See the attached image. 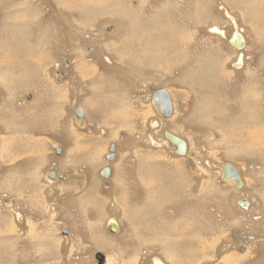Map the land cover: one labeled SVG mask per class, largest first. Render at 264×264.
Segmentation results:
<instances>
[{"label": "rangeland", "instance_id": "rangeland-1", "mask_svg": "<svg viewBox=\"0 0 264 264\" xmlns=\"http://www.w3.org/2000/svg\"><path fill=\"white\" fill-rule=\"evenodd\" d=\"M236 1L0 0V264H264V0Z\"/></svg>", "mask_w": 264, "mask_h": 264}, {"label": "water", "instance_id": "water-1", "mask_svg": "<svg viewBox=\"0 0 264 264\" xmlns=\"http://www.w3.org/2000/svg\"><path fill=\"white\" fill-rule=\"evenodd\" d=\"M243 43L244 42V38L242 37L241 34L239 33H235L232 36L231 39V43ZM61 81V79L59 80ZM151 104L153 107H155L156 109H158L159 113L161 114V116L163 118H168L171 116L172 114V105H171V101L169 98L168 93L165 90H158L155 91L152 95V99H151ZM74 116L76 119V123H78L79 126L83 125V117H84V113L81 109H76L74 111ZM165 137L168 141H170L176 148V154L180 155V156H184L186 153V145L184 143V141H182L181 139L175 137L172 134L169 133H165ZM54 150L56 151L57 155H60V150L57 149V147H54ZM111 152H113V147L111 148ZM113 158V155H110V157H108V161H111ZM236 170L234 168H226L223 172H224V176H226L227 172H232ZM109 176V169L105 168L102 172H101V177L103 179H106ZM48 179L50 181H55L57 179L56 174L54 172H51L48 174ZM65 177L64 176H60L59 179L63 180ZM234 179L237 183H239V176L236 172V175L234 176ZM240 184V183H239ZM245 206V204H244ZM114 228V223H111L109 229L111 232H114L115 230ZM66 234V233H65Z\"/></svg>", "mask_w": 264, "mask_h": 264}, {"label": "bare ground", "instance_id": "bare-ground-1", "mask_svg": "<svg viewBox=\"0 0 264 264\" xmlns=\"http://www.w3.org/2000/svg\"><path fill=\"white\" fill-rule=\"evenodd\" d=\"M236 1V0H235ZM240 2L241 0H237L236 2ZM250 5H251V3H250ZM251 10V9H250ZM84 14V13H83ZM160 16V15H159ZM159 16H157L156 17V19H155V21H157V19L159 20ZM164 16V18H167V15H162V17ZM256 16V15H255ZM164 22V21H163ZM163 22H161V23H163ZM167 23V21H165L163 24H166ZM29 28V27H28ZM27 28V29H28ZM30 29H31V27H30ZM212 31V30H211ZM214 31H218L217 29H215ZM220 33V32H219ZM165 34V33H164ZM15 35V34H14ZM13 35V36H14ZM12 36V38H11V42L12 43H15V38ZM19 36H21V34L19 35ZM163 36L161 35L160 36V38H162ZM225 38V37H224ZM21 39V38H20ZM25 39V38H24ZM5 40H7V39H5ZM18 41H19V39H18ZM39 44H43V41L41 40V41H39ZM245 44V42H243L242 44L241 43H238V42H235V43H232V45L235 47V48H238V49H241L242 47H243V45ZM243 52V51H242ZM234 65V64H233ZM241 66H242V60L241 59H239L238 60V62L235 64V68L236 69H240L241 68ZM218 72L219 71H217V74H218ZM217 78V77H216ZM214 79V78H213ZM201 81V80H200ZM251 82H253V79L251 80ZM248 93V92H247ZM251 93V92H250ZM253 93H255L254 91H253ZM259 96V95H258ZM249 97H255V96H250L249 95ZM47 98V97H46ZM256 105H257V100L255 99V100H247V99H245L243 102H242V109H243V111L244 110H246L245 112H244V115H246V117L248 116V118H249V120L248 121H253V120H255L254 118H255V116H256ZM218 106V105H217ZM123 107V106H122ZM128 108V107H127ZM12 119V118H11ZM257 120V119H256ZM209 121V120H208ZM6 122H8V121H6ZM259 122V121H258ZM13 123H15V121L14 122H11V120H10V118H9V124H13ZM212 123H213V121H212ZM12 126V130H13V125H11ZM156 126V125H155ZM154 126V127H155ZM85 127V126H84ZM153 127V128H154ZM154 142V141H153ZM152 143V142H151ZM12 149V148H11ZM153 149V148H152ZM69 160V159H68ZM157 160V159H156ZM231 173H233L234 174V176L236 175V172L235 171H232ZM238 174V173H237ZM238 176H239V174H238ZM178 179V178H177ZM232 179H234V177H232ZM176 180V179H175ZM183 180V179H182ZM235 180V179H234ZM147 181L149 182V180L147 179ZM179 181H180V177H179ZM178 181V182H179ZM181 183V182H180ZM239 183H240V177H239ZM130 186V185H129ZM179 188V187H178ZM162 189V188H161ZM167 189V188H166ZM174 189V188H173ZM185 189V188H184ZM179 190V189H178ZM173 191V190H172ZM164 192V191H163ZM166 193V192H165ZM164 194V193H163ZM164 198V197H163ZM167 202V201H166ZM124 207H126V206H124ZM153 208V207H152ZM126 210V209H125ZM131 221V220H130ZM133 221V220H132ZM131 223V222H130ZM137 224V222L136 223H133L132 222V224H129V226H132V227H134L135 225ZM114 226H115V224H114ZM179 228V227H178ZM177 228V229H178ZM114 229V228H113ZM158 229V228H157ZM115 230V229H114ZM159 233V232H158ZM169 234V233H168ZM103 235V234H102ZM150 235V234H149ZM157 236V235H156ZM155 236V237H156ZM167 236V235H166ZM164 237V236H163ZM171 237V236H170ZM147 239L146 240H148V237H146ZM159 238V237H158ZM158 238H156V239H158ZM169 238V237H168ZM173 238V237H172ZM145 239V238H144ZM160 239V238H159ZM165 239V238H164ZM164 239H162V240H164ZM175 239V238H174ZM150 240V239H149ZM166 240V239H165ZM170 239H167V241L168 242H170L169 241ZM106 241V240H105ZM174 241V240H173ZM142 242V241H141ZM152 244V243H151ZM167 244V243H166ZM168 245V244H167ZM171 245V244H170ZM173 245V244H172ZM174 245H176L175 243H174ZM80 246V245H79ZM168 247H169V245H168ZM177 249H178V247H177ZM184 250V249H183ZM186 250V249H185ZM184 250V251H185ZM172 252L174 253V255H178V253L177 252H179V251H177L176 250V247H174V249L172 250ZM172 253V254H173ZM121 262V261H120ZM154 263L155 264H163V263H161V261H159V260H157V259H155L154 260Z\"/></svg>", "mask_w": 264, "mask_h": 264}, {"label": "crops", "instance_id": "crops-1", "mask_svg": "<svg viewBox=\"0 0 264 264\" xmlns=\"http://www.w3.org/2000/svg\"><path fill=\"white\" fill-rule=\"evenodd\" d=\"M14 66V65H13ZM15 67V69H17L16 68V66H14ZM82 68V67H81ZM85 70V69H84ZM84 73V72H83ZM6 76V75H5ZM5 76L3 75V79L5 80ZM25 76H27V77H25ZM7 77V76H6ZM29 75H28V72H25V70H24V72L23 73H18V74H16V77L14 78V79H11L10 80V83H13L14 82V85L16 86L17 84L16 83H18L19 81H21V80H25V79H27V80H29ZM2 79V78H1ZM31 80V79H30ZM10 87H11V89H12V86H11V84H10ZM17 88V87H16ZM13 117H14V115H13ZM13 149L14 150H16V152H17V147H16V149L13 147ZM11 150V149H10ZM13 150V151H14ZM19 150V149H18ZM12 151V150H11ZM125 186V185H124Z\"/></svg>", "mask_w": 264, "mask_h": 264}, {"label": "flooded vegetation", "instance_id": "flooded-vegetation-1", "mask_svg": "<svg viewBox=\"0 0 264 264\" xmlns=\"http://www.w3.org/2000/svg\"><path fill=\"white\" fill-rule=\"evenodd\" d=\"M25 67H26V66H25ZM24 70H25V72H28V75L30 76L31 69L28 70V69L25 68ZM25 77H27V76H25ZM21 81H22V80H21ZM23 81H28V80L25 79V80H23ZM31 81H32V80H29V82H31ZM21 84H22V83H21ZM11 85H12V84H11ZM13 88H16V86L14 85ZM13 88H12V89H13ZM16 89H17V88H16ZM25 117H26V115L24 116V118H25ZM26 118H27V117H26ZM26 118H25V119H26ZM27 120H28V119H27ZM8 127H9V126H8ZM11 127H12V126H11ZM11 127H10V128H11ZM28 127H31V126H27V128H28ZM11 150H12V151L9 152V155H10V156L13 154L12 152H14V151H13L14 149H11ZM19 150H20V149H19ZM228 177H234V174L231 173V172H227V173H226V179H228ZM123 187H124V185H122V188H123ZM82 199L85 200L84 197H83ZM132 222H135V220H133ZM154 264H155V263H154Z\"/></svg>", "mask_w": 264, "mask_h": 264}]
</instances>
